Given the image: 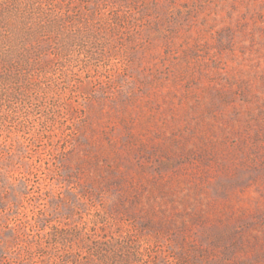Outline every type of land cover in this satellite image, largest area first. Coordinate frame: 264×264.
Returning a JSON list of instances; mask_svg holds the SVG:
<instances>
[{
    "label": "rangeland",
    "instance_id": "374dc122",
    "mask_svg": "<svg viewBox=\"0 0 264 264\" xmlns=\"http://www.w3.org/2000/svg\"><path fill=\"white\" fill-rule=\"evenodd\" d=\"M0 264H264V0H0Z\"/></svg>",
    "mask_w": 264,
    "mask_h": 264
}]
</instances>
